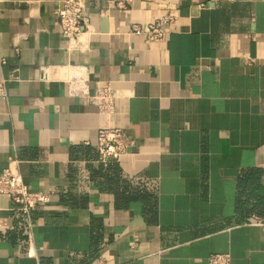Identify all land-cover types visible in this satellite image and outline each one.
<instances>
[{
	"label": "crops",
	"instance_id": "1",
	"mask_svg": "<svg viewBox=\"0 0 264 264\" xmlns=\"http://www.w3.org/2000/svg\"><path fill=\"white\" fill-rule=\"evenodd\" d=\"M60 5L0 0V174L53 191L29 217L1 198L0 264H264V0H85L72 41ZM108 127L129 145L104 165Z\"/></svg>",
	"mask_w": 264,
	"mask_h": 264
},
{
	"label": "built area",
	"instance_id": "2",
	"mask_svg": "<svg viewBox=\"0 0 264 264\" xmlns=\"http://www.w3.org/2000/svg\"><path fill=\"white\" fill-rule=\"evenodd\" d=\"M119 5L124 6L123 2ZM85 0H61V5L54 14L62 29L63 36L72 41L89 30V22L84 15ZM170 15L156 18L148 23L134 26L133 30L147 34L153 38H163L165 31L163 25L171 22ZM4 62V60H3ZM6 79H0V95L6 96ZM101 108L111 110L115 101V94L110 84L97 86L95 92L90 96ZM129 142L125 132L118 127L101 128L98 134V161L104 165L119 161L127 152ZM53 191H31L24 181L22 175L8 167L0 174V210L2 209L1 198L8 197L13 206L12 210L23 213L27 217L38 208H45L52 200ZM257 223L264 224V219L256 217ZM104 255L97 257L96 264H107ZM209 264H231L229 253H212L208 258Z\"/></svg>",
	"mask_w": 264,
	"mask_h": 264
}]
</instances>
